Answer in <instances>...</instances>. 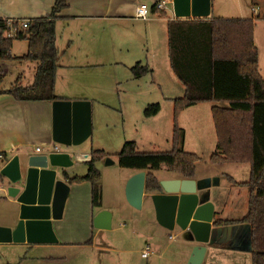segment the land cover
<instances>
[{
  "label": "crops",
  "instance_id": "crops-1",
  "mask_svg": "<svg viewBox=\"0 0 264 264\" xmlns=\"http://www.w3.org/2000/svg\"><path fill=\"white\" fill-rule=\"evenodd\" d=\"M55 1L56 0H0V19L8 21H31L35 18L45 17L51 13ZM156 1L157 0H66L67 5L57 14L58 19L55 24L56 46L61 53L54 84L55 94L64 100L90 101L85 94L88 87L82 84L81 76H86L81 75L82 70L88 69L94 71L98 69L101 70L104 67L108 68L112 65H119L128 67L130 71V67L137 62L141 63L144 57L148 60V56L150 57L148 64L151 63V65H153V61L157 56L156 51L159 49L164 51V55H160L162 64L166 65L167 63V66L169 65L170 68L167 22L177 18L174 17L171 5L163 11L166 18L158 16L155 13L154 7ZM218 1L219 0L210 1L209 15H212L217 9L216 6L218 5ZM141 4L147 5L149 9L148 18L146 20L135 18V10ZM242 8L249 10V13L245 12ZM230 13H233L234 16L226 19H255L257 16V12L251 6L250 0H236L231 6ZM207 18L210 19L209 16ZM219 18L225 19L222 17ZM59 23L62 24V28L59 35H57ZM62 31H67L68 34L64 36ZM61 41L63 42L62 47H60ZM254 43L258 50L259 73L264 81V75L262 74V65L264 66V62L262 64L260 52V47L264 49V21H256L255 23ZM23 55L24 54L21 56ZM14 57V59L18 58V56ZM76 68L80 70L78 72L81 73L75 75L77 77H75L74 81L70 75L66 76L63 73L68 69ZM107 68L103 70L108 72ZM1 71L2 70H0V72ZM34 76L35 72L32 83ZM18 78H21L23 83V75H19L16 80ZM111 78L110 82L123 79L118 76ZM72 84L77 89L73 87V89L68 90L71 88ZM11 85L8 88H0V153L7 155V160L2 162L1 168L14 156H18L20 161H23L27 154H43L55 146L58 147V152L71 153L72 159L75 157L77 162L84 164L83 174H80V176L85 175L88 169L87 163L90 160L93 144L87 145V139L82 144L75 147L74 150L71 148H62L54 144L51 141V102L16 100L12 95L5 92ZM28 86L26 85V87ZM90 102L92 115L93 105L92 101ZM37 148H39V151H37ZM111 160L113 161L112 164L101 165L99 168L102 187V205L100 208H92L91 184L88 181L70 184L68 180L64 179L68 184L69 192L62 217L57 220H52V227L57 242L0 244L27 246L29 251L22 258L26 260L27 264H51L54 261L62 262V264H111L108 261L112 260L111 253L119 254L118 258L123 262H127V264H135V255L139 253V250L131 249L133 242L128 236L120 235L116 238H109L102 235L101 244H95L94 240L98 232H104L102 229H95L92 224L93 218L98 212L107 210L111 213V228L114 219L116 217L118 219L120 218L118 208L106 204L105 191L107 189V180L112 187L114 197L120 198L122 191H125L128 181L134 175L139 172L147 173L146 170L140 171L121 167L120 169L109 171V169L107 170L106 168L114 166V164H116L115 162H117V159L114 157H111ZM74 164L75 162L73 161L72 165ZM72 165L66 169V173L69 176L79 175L76 174V169H74ZM165 170L168 171L166 168ZM206 177L213 176H202L200 178L194 176L191 179L182 178L174 173H171V175L166 178L156 176L158 181L178 179L184 186L191 189L194 188L197 180ZM3 182H5V188L7 189L6 180L1 178L0 183ZM0 192H2L1 189ZM201 193L208 196L214 206L213 221L216 219H224L221 209L219 207L217 208L218 204L220 206V199L214 198L212 193L208 192V188ZM151 194L152 193H146L144 191L141 207L143 206L144 199H146L150 201L153 210V219L150 220L153 221L155 225H152V232L148 235V241H145V245L151 247L153 252L149 257L143 258L141 252L145 246L141 248L138 264H187L191 251L197 243L189 239L187 234L183 233L177 227L168 230L157 222L155 210L150 199ZM128 206L134 208L130 204H128ZM17 222L18 204L16 199L9 197L6 193L0 195V226L14 228ZM73 223L83 226L85 228V233L79 235L77 232L80 228L76 229L78 227ZM126 223L130 224L132 222L128 221ZM126 223H123L122 226L126 227V225H128ZM92 228L96 230L95 233L92 232ZM220 235L221 230L219 234H217V239L220 238L218 242L205 245L206 252L201 264H225L222 260V252L224 251L231 252L230 259L233 262V260L238 258V252H243L237 250L238 247L235 246L238 244V239L233 240V245H228L225 244V241H228L226 235L224 234L219 237ZM69 237L71 240H69ZM72 239H77L74 240V243L77 244H69ZM70 246L77 248L76 251L67 254H65L66 252L63 254L52 253V250H61L63 247L70 248ZM89 250L92 251L90 252ZM94 250H100V252L97 253V251L94 252ZM232 262H228V264H232Z\"/></svg>",
  "mask_w": 264,
  "mask_h": 264
},
{
  "label": "trees",
  "instance_id": "trees-1",
  "mask_svg": "<svg viewBox=\"0 0 264 264\" xmlns=\"http://www.w3.org/2000/svg\"><path fill=\"white\" fill-rule=\"evenodd\" d=\"M256 10L255 19H175L167 22L168 56L170 69L184 88L181 98L173 100L174 117L185 108L200 103H211V117L216 134V151L212 163L249 165V178L244 183L249 190L247 210L239 220L216 219L217 227L248 224L251 229L252 264H264V81L259 73L258 50L254 43L256 21H264V0H250ZM67 5L56 0L45 17L29 21V27L18 29L13 37L4 36L9 27L0 19V61L11 60L14 41H26L27 52L17 59L35 62L33 83L26 87L18 78L5 91L20 101L60 100L54 91L56 72L61 57L56 46V20ZM155 13L166 18L161 10ZM134 79L150 72L140 62L130 67ZM225 104V105H222ZM159 104L149 105L146 116L158 113ZM175 125L172 130V148L169 151L140 152L134 142H125L117 154L121 168L144 171L146 193L160 191L154 171L165 167L182 178L195 176L199 157L183 149L184 132ZM3 157L0 168L7 155ZM109 155L103 150H92L85 175L69 176L68 183L88 181L91 184L92 208L102 205L101 173L96 165ZM2 176L0 175V179Z\"/></svg>",
  "mask_w": 264,
  "mask_h": 264
},
{
  "label": "rangeland",
  "instance_id": "rangeland-1",
  "mask_svg": "<svg viewBox=\"0 0 264 264\" xmlns=\"http://www.w3.org/2000/svg\"><path fill=\"white\" fill-rule=\"evenodd\" d=\"M239 1V0H238ZM236 0H219L217 9L209 15V18H229L234 16L230 13L231 6ZM244 9L249 13V10ZM221 10V11H220ZM62 24H58L57 35L61 31ZM63 32V31H62ZM67 31L63 32L65 36ZM262 38V37H261ZM64 40V38H63ZM263 40V38H262ZM63 42H60L62 47ZM27 52L26 41H14L11 48L13 58L11 60L0 61V88H8L19 75H23V83L28 86L32 84L35 71V62H23L14 59V56H21ZM150 52V51H149ZM156 59L148 64L146 57L142 59L141 65L149 67L150 72L140 79H133L131 73L126 66L112 65L98 70H80L68 69L64 71V75L71 76L75 79V75L81 73L82 84L87 86L86 96L92 101L93 114L91 115V135L88 138V144H93L92 150H103L110 158L117 159V154L123 147L125 142H134L137 150L140 152L151 151H169L172 148V130L175 125L173 100L183 96V86L172 73L169 65H163L160 55H164V51L159 49ZM262 64L264 62V49L260 47ZM166 60V53H165ZM262 74L264 75V66L262 65ZM2 76V77H1ZM118 76L123 79L120 81L110 82L111 77ZM105 80V81H104ZM74 83V82H72ZM73 84L70 89H73ZM76 88V87H75ZM77 89V88H76ZM171 98V100H170ZM167 99V100H166ZM159 104L160 109L153 116H146L145 109L152 104ZM225 105V104H222ZM211 103L199 104L191 108H185L181 111L176 120L178 128L184 132L183 149L187 152L194 153L199 157L195 164V176H213L217 178L218 183L208 188V192L212 193L214 198L220 199L221 213L224 219L239 220L246 210L249 196V190L245 186L233 184L231 178L236 183H244L249 178V165L237 163H212L210 157L216 151V134L214 124L211 117ZM45 148V147H44ZM51 150V148L49 149ZM48 150V151H49ZM106 158V159H107ZM105 159V160H106ZM75 164L72 165L76 169V174H83L84 164L72 159ZM105 160L99 162L96 167L99 170L101 165H105ZM114 166L106 168L109 171L120 169L117 162ZM104 167V166H103ZM105 169V168H104ZM127 173V172H125ZM157 177L166 178L171 175L162 167L154 173ZM0 195L7 194L5 182L0 183ZM106 204L115 206L119 211V219L116 217L112 223V228L102 230L95 235V244L102 243V235L109 238H116L120 235L128 236L133 242L131 249L141 248L148 241V235L152 232L153 210L149 200L144 199L143 206L140 208H131L128 206L125 191H122L120 198L114 197V193L110 183L107 180ZM131 221L128 224L126 222ZM155 221V218H154ZM126 223V227L122 226ZM79 229L78 234L85 233V228L73 223ZM133 224V226H132ZM122 227H120V226ZM240 224H238L239 226ZM233 227V226H228ZM75 229V228H74ZM73 229V230H74ZM96 230L92 228V232ZM243 235V230L239 232ZM69 240L71 238L69 237ZM77 239H72L71 245ZM230 245L231 241H225ZM77 248L70 246L61 250H52L54 254H67L76 251ZM151 249V247H150ZM29 248L27 246L16 244H0V264H27L22 259L27 254ZM70 251V252H69ZM90 252L92 250H89ZM100 250H94V252ZM152 251V249H151ZM153 252V251H152ZM139 253L135 255L136 262L139 261ZM223 262L228 264L232 262L230 259L231 252H222ZM238 258L233 260L232 264H252L250 252H238ZM112 260H108L111 264H127L118 258L119 254L111 253ZM27 256V255H26ZM11 257V258H10ZM10 258V259H9ZM29 261V260H28ZM113 261V262H112ZM228 261V262H227ZM30 263V262H29ZM51 264H62V262L54 261ZM64 264V263H63Z\"/></svg>",
  "mask_w": 264,
  "mask_h": 264
},
{
  "label": "water",
  "instance_id": "water-1",
  "mask_svg": "<svg viewBox=\"0 0 264 264\" xmlns=\"http://www.w3.org/2000/svg\"><path fill=\"white\" fill-rule=\"evenodd\" d=\"M210 1L172 0L174 17L207 18ZM51 117V141L62 148L74 150L91 135V102L88 100H54L51 102ZM112 162L107 158L105 165ZM72 164L71 153L49 150L43 154H27L23 161L14 156L0 169V175L7 182L8 196L16 199L18 204V222L14 228L0 226V243L57 242L52 220L62 217L69 192L65 174ZM145 175L144 172L137 173L126 185V200L134 208L141 207ZM217 183V178L206 177L197 180L191 189L178 179L163 180L159 181L160 191L150 195L157 222L168 230L177 227L197 243L187 264H201L205 245L218 242L220 230L232 245L233 240L238 239L235 245L238 249L233 248L243 252L252 250L248 224L233 227L214 225V206L201 192ZM92 224L95 229H110L111 213L101 210L94 216ZM242 230L243 235L239 233Z\"/></svg>",
  "mask_w": 264,
  "mask_h": 264
},
{
  "label": "built area",
  "instance_id": "built-area-1",
  "mask_svg": "<svg viewBox=\"0 0 264 264\" xmlns=\"http://www.w3.org/2000/svg\"><path fill=\"white\" fill-rule=\"evenodd\" d=\"M171 5L172 6V0H157L154 3V7L156 10H161L164 11L167 9V7ZM148 12L149 9L147 7V5L145 4H141L139 5L136 10H135V18L136 19H140V20H146L148 18ZM17 23V28L18 29H25L27 27H29V21L27 20H23V21H16V20H7L6 24L9 27L8 31L4 33V36L7 37H13L16 33V27L15 24ZM51 150L57 151L58 152V147H52ZM37 151H39V148H37ZM3 157L0 154V160H2ZM152 254V251L150 249V247L147 245L145 246V248L143 249V251L141 252V256L143 258H147Z\"/></svg>",
  "mask_w": 264,
  "mask_h": 264
}]
</instances>
